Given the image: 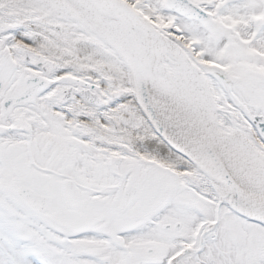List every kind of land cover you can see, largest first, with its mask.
Masks as SVG:
<instances>
[{
  "label": "snow or ice",
  "instance_id": "6c2138e0",
  "mask_svg": "<svg viewBox=\"0 0 264 264\" xmlns=\"http://www.w3.org/2000/svg\"><path fill=\"white\" fill-rule=\"evenodd\" d=\"M0 264H264V0H0Z\"/></svg>",
  "mask_w": 264,
  "mask_h": 264
}]
</instances>
